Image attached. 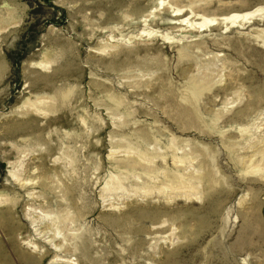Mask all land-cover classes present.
Instances as JSON below:
<instances>
[{
	"label": "rangeland",
	"instance_id": "obj_1",
	"mask_svg": "<svg viewBox=\"0 0 264 264\" xmlns=\"http://www.w3.org/2000/svg\"><path fill=\"white\" fill-rule=\"evenodd\" d=\"M263 185L264 0H0V264H264Z\"/></svg>",
	"mask_w": 264,
	"mask_h": 264
},
{
	"label": "bare ground",
	"instance_id": "obj_2",
	"mask_svg": "<svg viewBox=\"0 0 264 264\" xmlns=\"http://www.w3.org/2000/svg\"><path fill=\"white\" fill-rule=\"evenodd\" d=\"M178 15L179 14H175V16H178ZM232 19H235V21L237 23H239L240 21H243L244 19H246V17H243L241 19H240V17H233ZM235 21H233V23H236ZM207 25H208L207 22H201L200 24H197L195 26V28H202V27L207 26ZM211 183H212L211 184L212 188L214 190L215 201L218 203V207H219L217 209V216L215 217L217 221L215 220V223L219 224V221H220L219 215L221 212V208L223 207L220 204V202H223V201L228 202L231 199V197L233 196V192L228 189L226 183L224 181H222L221 178L213 177V178H211ZM248 184H249V182H248ZM259 187L261 188V186H259ZM24 244H26V243H24ZM53 251H55V250H53ZM56 261H60L63 264H68V262L66 260H57L56 259ZM225 264H229V263H225Z\"/></svg>",
	"mask_w": 264,
	"mask_h": 264
}]
</instances>
